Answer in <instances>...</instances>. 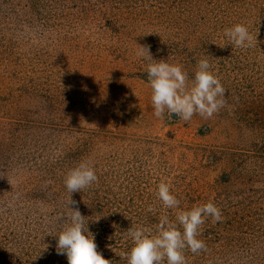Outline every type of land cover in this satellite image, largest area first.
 <instances>
[{"label": "trees", "instance_id": "16d2710c", "mask_svg": "<svg viewBox=\"0 0 264 264\" xmlns=\"http://www.w3.org/2000/svg\"><path fill=\"white\" fill-rule=\"evenodd\" d=\"M238 23L253 47L224 37ZM138 45L182 65L189 84L209 59L228 101L207 119L215 148L140 133ZM89 161L98 182L71 198L112 264H127L132 221L155 231L161 214L175 220L161 181L181 210L211 201L224 217L205 221L207 251L186 250L187 264H264V0H0V264H68L56 251L64 180Z\"/></svg>", "mask_w": 264, "mask_h": 264}, {"label": "clouds", "instance_id": "9594fccd", "mask_svg": "<svg viewBox=\"0 0 264 264\" xmlns=\"http://www.w3.org/2000/svg\"><path fill=\"white\" fill-rule=\"evenodd\" d=\"M223 35L234 49L250 48L257 42L244 24L225 28ZM138 46L137 55L148 61L146 71L156 118L163 119L167 113L170 119L175 114L183 122L191 121L194 115L210 119L228 106L226 89L211 71L212 65L207 57L197 62L194 79L189 84L188 73L182 65L170 64L163 59L157 61L153 59L150 46ZM95 182H98V177L90 161L81 162L71 169L64 180L71 196L66 202L67 215L61 217L66 226L57 234L56 251L58 255H66L68 264H112L97 251L95 238L86 224L88 219L79 210L78 202L71 198L73 193L88 189ZM156 198L164 209L173 211L175 220L166 213L161 214L154 226L155 231L132 221L125 235L133 246L129 252L122 251L120 258L126 259L127 264H187L186 250L193 254L206 252L207 245L198 237L202 235V226L209 217L213 224L224 221L221 209L209 201L193 205L190 210H181V200L173 194L171 185L164 181L158 185ZM155 211L154 205L147 207V212Z\"/></svg>", "mask_w": 264, "mask_h": 264}, {"label": "rangeland", "instance_id": "374dc122", "mask_svg": "<svg viewBox=\"0 0 264 264\" xmlns=\"http://www.w3.org/2000/svg\"><path fill=\"white\" fill-rule=\"evenodd\" d=\"M139 84V85H137ZM133 87H137L135 94L133 92L134 108L137 110V116L146 118L140 133L153 137L172 138L178 143L199 149L215 148V119L208 125L207 119L194 115L189 122L179 121V118L173 114L170 119L165 113L163 119H158L154 115V109L151 103L152 89L150 85L137 82ZM208 153V152H205ZM208 155V154H207ZM199 161L210 164L208 159Z\"/></svg>", "mask_w": 264, "mask_h": 264}]
</instances>
